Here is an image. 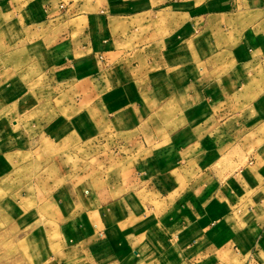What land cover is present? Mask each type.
Masks as SVG:
<instances>
[{
    "label": "crops",
    "instance_id": "crops-1",
    "mask_svg": "<svg viewBox=\"0 0 264 264\" xmlns=\"http://www.w3.org/2000/svg\"><path fill=\"white\" fill-rule=\"evenodd\" d=\"M0 5V186L41 178L21 256L264 264V0Z\"/></svg>",
    "mask_w": 264,
    "mask_h": 264
},
{
    "label": "rangeland",
    "instance_id": "rangeland-1",
    "mask_svg": "<svg viewBox=\"0 0 264 264\" xmlns=\"http://www.w3.org/2000/svg\"><path fill=\"white\" fill-rule=\"evenodd\" d=\"M236 1H240L242 6L244 5V1L254 2V0ZM238 4H236V8ZM32 167L35 168L34 172L28 170L30 173H25L27 171L24 172L19 169L18 173H12L8 181L0 186V264H30L32 262L28 252L23 251L25 253L24 257L20 255L22 252L20 247L17 246L18 242H16L18 230L14 222L16 217V202L23 199V201L29 203L31 194H33L36 188L35 185L38 181H41V178L39 176L37 177L38 173H36L38 164L34 162Z\"/></svg>",
    "mask_w": 264,
    "mask_h": 264
}]
</instances>
